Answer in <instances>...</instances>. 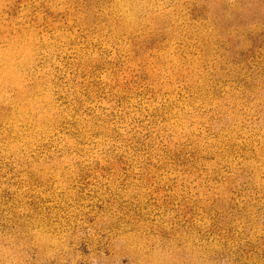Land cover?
Returning a JSON list of instances; mask_svg holds the SVG:
<instances>
[{
  "label": "rangeland",
  "instance_id": "rangeland-1",
  "mask_svg": "<svg viewBox=\"0 0 264 264\" xmlns=\"http://www.w3.org/2000/svg\"><path fill=\"white\" fill-rule=\"evenodd\" d=\"M0 264H264V0H0Z\"/></svg>",
  "mask_w": 264,
  "mask_h": 264
}]
</instances>
